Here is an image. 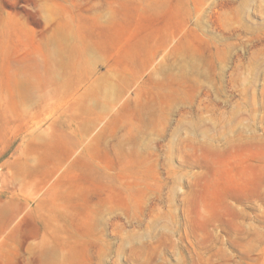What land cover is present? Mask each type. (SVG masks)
Here are the masks:
<instances>
[{"label": "rangeland", "instance_id": "rangeland-1", "mask_svg": "<svg viewBox=\"0 0 264 264\" xmlns=\"http://www.w3.org/2000/svg\"><path fill=\"white\" fill-rule=\"evenodd\" d=\"M0 264H264V0H0Z\"/></svg>", "mask_w": 264, "mask_h": 264}]
</instances>
